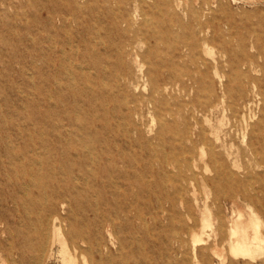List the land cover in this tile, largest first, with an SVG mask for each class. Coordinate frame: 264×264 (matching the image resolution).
I'll return each mask as SVG.
<instances>
[{
  "label": "bare ground",
  "instance_id": "bare-ground-1",
  "mask_svg": "<svg viewBox=\"0 0 264 264\" xmlns=\"http://www.w3.org/2000/svg\"><path fill=\"white\" fill-rule=\"evenodd\" d=\"M61 1L63 6L60 7ZM153 1L148 4L142 0H115L119 4L118 15L111 8V0L102 3L91 0L86 4L80 0H41L37 13L31 16V25L25 26L28 36L25 37L16 30L15 34L13 32L17 20L24 16L12 14L17 8L14 0H0V62L29 64L34 70L28 87L30 92L32 90V98L21 106L18 99L20 95L22 97L23 87L13 81L5 92L0 88L3 97L0 109L24 107L35 114L23 123L14 119L0 120V123L8 124L0 127L2 260H6V253L12 254L16 249L19 259L13 260V264H38L40 252L48 243L49 257L58 246L60 264H174L169 251L146 256L138 251H124L125 241H121L120 252L115 255L106 236L113 239L115 221L120 219L132 224L135 234L141 232L142 225H134L133 220L146 223L143 212L146 204L154 206L150 214L176 211L177 204L185 201L190 205L186 198L190 191L183 183L190 180H195L202 189V222L200 230L182 224L181 234L175 237L177 253L186 256L188 242L193 247L203 245V236L216 232V220L222 225V216L213 213L209 204L211 186L220 187L222 181L235 184L237 173L234 168L240 166L237 155L227 147L223 129L211 125L218 104L200 110L195 106L189 109L197 125L203 121L211 128L201 127L195 137L177 131L178 143L170 155L159 157L152 144L148 145L150 159L147 161L139 160L134 152L152 131L144 122L145 110L158 112L159 116L167 110L171 113L168 95L178 90V86L187 91L206 80L209 64L198 56V51L203 47L205 53H210L208 42L214 26L207 17V12L214 7L210 3L202 2L199 8L188 9L178 0ZM128 4L134 5L133 11H126ZM141 5L152 13L154 10L159 13L164 26L161 33L143 30L140 26L134 28L142 16ZM101 18L113 20L107 29L121 33L129 29L133 37L114 52L95 32L94 25ZM73 22L76 26L70 34ZM146 22H149L147 17ZM174 26L188 32L189 39L183 50L176 53L181 58L189 57L191 66L180 65L174 59L160 58L154 62L151 50L142 53L137 47L151 38L157 43L175 42L179 35ZM216 28L220 30L221 26ZM58 33L59 37L56 36ZM25 42L29 48L25 53L1 49L3 45L16 47ZM101 45L105 46L104 51ZM112 53L117 58L112 59ZM223 55L229 57L227 60L234 77L246 75L244 62L226 51ZM39 61L44 63L43 69L38 67ZM20 74L23 76V71ZM214 74L222 78L217 66ZM36 76L43 85H37ZM122 110L127 129L123 130L121 139L117 130L122 126L112 123L111 117ZM168 128L167 122L162 120L157 138L160 139ZM184 138L190 141L188 147L182 142ZM196 149L200 150L196 152ZM249 149L257 152L251 142ZM182 156H187L185 166L188 170L203 162L205 171L213 172V176L192 174L191 179H186ZM170 169H175L177 174V179L171 182L175 192L144 195L133 190L143 185L166 189ZM197 201L195 197V203ZM65 205L69 210L62 216L60 208L65 210ZM250 213L253 232L250 223L240 214L229 225L227 237L229 254L245 264L255 262L262 252V221L254 211ZM166 218L174 220L173 216ZM221 225L218 233L224 239ZM213 253L220 258L221 264L225 263L222 254L217 250ZM176 264L189 263L183 259Z\"/></svg>",
  "mask_w": 264,
  "mask_h": 264
},
{
  "label": "rangeland",
  "instance_id": "rangeland-1",
  "mask_svg": "<svg viewBox=\"0 0 264 264\" xmlns=\"http://www.w3.org/2000/svg\"><path fill=\"white\" fill-rule=\"evenodd\" d=\"M40 1L14 0L17 8L12 10V14L20 13L24 15L22 16V20H17V26L13 29L14 34L18 32V34L28 37L25 26L28 24L31 25V16L37 13L36 9L39 8L37 6H39ZM88 1L91 0H80V3L86 4ZM103 1L106 0H99L100 3ZM111 1V8L115 13H118L119 4L115 0ZM142 1H146L148 4H153L154 2L153 0ZM178 1L185 4L188 9L194 7L199 8L202 2L210 3L214 7L211 11L207 12V17L213 21L214 24H212L215 27L220 25L221 29L216 28L215 30L214 26L211 29L212 33L210 34L208 42L210 53H205L203 47H200L198 51V56L205 58L209 64L206 80L196 84L194 88L187 91L180 90V86H178V90L176 89L172 95H168V108L172 110L171 113L167 110L159 116L158 112L145 110L144 122L147 127L152 128V131L146 136L144 141H141L142 144L134 148V152L137 154L139 160L147 161L150 159L148 145L152 144L159 157H162L164 154L170 155L178 143V140L175 138L177 131H183L195 137V134L201 127L211 128L209 124L203 121L197 125V120L191 117L189 109L195 106L197 110H200L204 107L218 104V111L211 117V125L215 128H219L220 126L223 129L227 147L233 150L235 156L237 155L240 166V168H234V171L237 173V182L230 184L222 181L220 187L211 186L209 204L213 213H219L222 216L223 223L221 225L217 220L215 221L214 228L216 232H208L209 234H205L203 236V245L193 247L191 242L186 243L185 247L188 249L186 256L179 252L177 253L178 244L175 242V237L181 234V226L183 223H186L192 229L200 230L203 203L201 199L203 198V193L195 180L183 182L190 191L186 195V198L190 200V205L189 202L185 201L183 204H177L176 211L170 213L165 212L164 214L160 213V211H158L159 213L154 211V214H150L154 206L146 204L143 207L146 223L140 224L139 220H133L134 225H142L141 232L135 234L132 224L128 225L124 220L120 219L115 221L116 227L114 228L113 239L106 236V233L104 234L111 251L115 255H118L120 252L121 241H125L126 250L124 251H138L146 256L158 255L169 251L174 264H176V261L181 262L183 259L187 260L189 264H197L198 262L200 264H221L220 258L214 255V250H217L226 258L224 264H232L231 262L233 264H245L241 259L237 262L228 252V229L233 220H236L241 214L243 215L242 219L250 223V231L253 232L254 225L251 220L250 211H254L259 217V221L263 222H261L262 252L257 260L250 264H264V0ZM62 3L63 1L59 2L58 5L61 7L63 6ZM133 8L134 5L132 4L125 6L126 11H133ZM140 10L142 19L139 17L134 28L137 29L140 26L143 30L161 33L164 26L161 23L159 13L155 12V10L152 13L142 5ZM145 17L148 18V23H144ZM28 19H30L29 23L27 22ZM112 23L113 20L111 18H101L96 21L94 26H96L95 32L97 31L99 36L104 38L105 46L113 48L115 52L122 44H126L133 37V33L129 29L125 33L112 31L111 28L107 29L106 27ZM71 25L72 27L69 29L70 34L73 32L76 24L73 22ZM173 28L179 35L178 40L175 42L167 41L157 43L151 38L142 41L137 47L142 53L151 50L153 54L152 60L154 62L160 58L165 60L174 59L180 65L185 64L191 66L189 57L185 56L181 58L176 53L177 50H183L186 40L189 39L188 32H185L177 26ZM56 36L59 37L60 33ZM105 46H100L102 51H104ZM1 49L4 51L16 50L17 52L25 53L29 48L27 42H25L23 45H17L16 47L3 45ZM224 51L232 55L236 60L245 63L243 71L246 72V75L234 77L231 74V66L227 60L229 57L223 55ZM111 56L112 59L117 58L113 53ZM216 66L222 78L214 74V67ZM38 67L43 69L44 63L39 61ZM22 71L23 76L20 74ZM33 76L34 70L30 68L29 64L21 65L0 62V88L5 92L6 88L13 81L18 86L23 87L22 91L24 92L22 97L20 98V95L18 99L21 106L32 98L30 95L32 90L30 92L28 87L29 85L31 86L30 80L33 79ZM37 76L34 78V81H36L38 86L43 85L41 83L42 80ZM106 81L112 84L110 80ZM142 92L144 94L147 93V91ZM37 96L40 95L37 93ZM2 99L3 97L0 95V101ZM113 104L114 102L109 103V107L112 108ZM23 108L13 110L0 109V120H7L8 122L14 119L20 123L31 120V117L35 114ZM122 112L124 111H118L114 117L110 116L112 123L122 126L121 130H117V135L119 134L120 136H118L121 139L123 130L127 129V123L122 118ZM197 117L200 121L201 117L199 114ZM162 120L163 122H167L169 128L158 139L157 134L161 129ZM2 125L8 126L4 122L0 123V127ZM145 141L146 143H144ZM182 142L187 147L190 145V141L187 138H184ZM250 142L257 148V152L250 151ZM205 148L207 149L206 146ZM198 150L196 149V152ZM187 156H182L183 173L186 179H189L192 174H197V176L205 175L207 177L213 176V172L205 171L203 162H198L197 167L188 170L185 166ZM166 178L169 180L166 189L143 185L141 187L136 186L133 190L144 195H148V193L162 195L175 192L176 188L171 182L177 179L176 170L170 169ZM176 186L179 187L178 184ZM194 191L195 195L193 194ZM195 197L198 198L196 203ZM64 208L65 210L60 208V215L62 216L66 215L69 206L65 205ZM89 215L92 218V214ZM172 216L174 220L166 218H171ZM220 225L224 230V239L218 233ZM132 232L133 237L131 235ZM14 242H18V240L14 239ZM57 251L58 246H55L54 255L49 257V244L47 243L45 249L40 252L41 259L38 264H60ZM18 259L19 254L15 249L12 254L6 253V260L0 258V264H13L12 261Z\"/></svg>",
  "mask_w": 264,
  "mask_h": 264
}]
</instances>
